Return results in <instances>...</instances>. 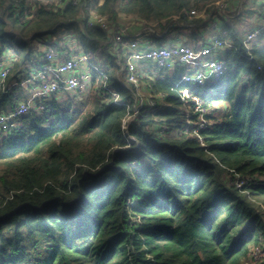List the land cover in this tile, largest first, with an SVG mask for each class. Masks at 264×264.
Wrapping results in <instances>:
<instances>
[{
  "label": "trees",
  "instance_id": "trees-1",
  "mask_svg": "<svg viewBox=\"0 0 264 264\" xmlns=\"http://www.w3.org/2000/svg\"><path fill=\"white\" fill-rule=\"evenodd\" d=\"M28 1L0 0V56L19 57L0 92L1 112L29 100L22 67L37 53L32 43L58 27L74 28L58 34L60 42L76 34L85 50L110 36L88 25L91 13L110 30L125 17L159 32L196 30L205 17L190 12L207 14L221 2ZM225 27L232 44L225 76L195 87L180 83L181 68L155 69L142 82L169 108L140 109L126 132L132 92L116 79L119 67L103 44L106 85L121 103L104 97L94 77L88 99L53 94L43 111H29L19 129L0 135V264H243L264 236V34L246 49L239 26ZM189 39L196 42L194 31ZM185 89L204 109H190V120L204 124L187 133ZM236 176L247 183L236 187Z\"/></svg>",
  "mask_w": 264,
  "mask_h": 264
},
{
  "label": "built area",
  "instance_id": "built-area-1",
  "mask_svg": "<svg viewBox=\"0 0 264 264\" xmlns=\"http://www.w3.org/2000/svg\"><path fill=\"white\" fill-rule=\"evenodd\" d=\"M76 5L80 0H66ZM238 15L243 11V6H239ZM191 17L203 16L209 36L203 41H198L195 46L188 45L180 41H169L164 45H158L155 38L161 35L157 34L141 20L138 22L140 30L134 33L130 25H118L111 30L104 17L95 13L87 18L89 26L109 31L105 44H109L112 56L116 59L119 71L116 73V79L124 81L128 90L132 92L133 102L126 106L128 113L122 119L121 130L126 132L129 125L135 121L140 109L146 112L155 113L167 110L169 106L165 102V95L154 93L150 83L144 84L143 79L148 77L149 69H183L180 83L191 84L195 87L207 86L215 83L224 77L227 68L225 64L226 53L232 48L228 40V31L226 25L230 19L229 1L221 0L213 11L207 14L191 11ZM81 15L79 21L84 20ZM251 27L243 32L242 42L246 49L257 41L264 34V17H258L256 23H251ZM169 33V29L162 31ZM152 34L153 37H147ZM57 51L54 48H46L40 56V62L34 67L32 77L21 79L20 85L31 87L32 95L25 103L19 104L12 111L6 113L0 111V135L10 134L19 129V118L29 111L40 112L45 109L42 101L47 100L53 94H68L70 96L88 99L92 90L90 82L93 77L103 80V86L106 93L103 96H111L113 102L121 103L120 94L110 90L107 87L108 72L105 67L95 63L91 55L84 52L77 53L69 51L66 47ZM11 73V66L4 56H0V92L6 90V80ZM121 75L123 77L121 78ZM152 79L151 77H149ZM17 85V84H16ZM146 90V91H145ZM142 92L146 93L145 95ZM183 101V112L186 115V124L181 131L187 133V130L193 127H202L204 122L190 120V109L195 112H204L201 101L196 98L189 89L181 92ZM193 103V104H192ZM190 104L193 106L190 107ZM131 111V112H130ZM160 134L165 127H161ZM259 182L260 179H248ZM236 187H241L247 183V179L236 176L232 181ZM264 256V236L258 247H252L248 253L249 261H256Z\"/></svg>",
  "mask_w": 264,
  "mask_h": 264
},
{
  "label": "crops",
  "instance_id": "crops-1",
  "mask_svg": "<svg viewBox=\"0 0 264 264\" xmlns=\"http://www.w3.org/2000/svg\"><path fill=\"white\" fill-rule=\"evenodd\" d=\"M228 1H229V14H230V19L228 20V23L230 24V22H231L233 24L234 22H237V26H239V29H241V30H242L243 24H241L242 21H239V20L243 15L253 14L252 18H249V20H248L249 22L245 23L248 27L252 26L251 23H256L258 20V17L259 18L264 17V0H235V1L228 0ZM240 5L243 6V11H242L241 15L239 16L237 10H239ZM138 22H140L138 19L125 17L121 20L120 25L121 26L130 25L132 28V31L134 33H136L137 31L140 30ZM248 24H250V25H248ZM193 31L196 33V42L190 43L189 34L193 33ZM156 32H158L157 34L161 35L159 38H155V41H157V44L160 46L164 45L166 42H168V40L169 41H180V42H184L188 45L195 46L199 40L200 41L205 40L207 38V36H209V34H210V33H208V31H206V29L203 26L197 28L196 30H188V33H187L188 36L186 39H185V37L183 39L176 37L175 40H172L171 38H169V36H167L168 34L166 33V31L164 33L159 32V31H156ZM242 34L243 33H241V35ZM67 35H69V36L63 38L64 40H62L61 42L59 41V38L55 37V36H49V37L44 36V38L41 40H35V41L33 40L34 42L32 43V47H33L32 51L37 52V53H32L30 55V61L28 63H26L24 65V67H22L23 72H25L24 77H28V76L32 77L33 76L34 70H35L34 67L37 63L40 62V59H39L40 58V52H43V50L47 48L46 45L48 43L49 44L50 43H54V44L58 43L60 46L66 47L69 51H75L77 53L84 52L88 55H91V57L95 61V63H98L99 65L107 68L108 62H107L106 57L103 55V52H102L104 49L103 44H105V43H99V48L97 49V51L95 53H88L82 48L80 43H78L76 41L77 37L72 38L71 37L72 35H70V34H67ZM150 35L148 34L147 37H153L152 35L151 36ZM46 37H48L50 39H48ZM106 50H108V49L106 48ZM0 51H1V47H0ZM2 56H4L6 58V60L8 61V63L11 66V69L13 68L14 63H16L18 58H19L12 51H5L2 54ZM154 70L155 69H149L146 71L148 74V77L146 79H150L149 77L152 78V76H151L152 74H150V73L153 72ZM92 81H93V79H92ZM92 81L90 82V85L92 84ZM243 264H251V263L246 258L243 261Z\"/></svg>",
  "mask_w": 264,
  "mask_h": 264
},
{
  "label": "rangeland",
  "instance_id": "rangeland-1",
  "mask_svg": "<svg viewBox=\"0 0 264 264\" xmlns=\"http://www.w3.org/2000/svg\"><path fill=\"white\" fill-rule=\"evenodd\" d=\"M30 1H33V0H29L28 2ZM53 0H46L45 3L49 4L51 3ZM59 5V4H58ZM55 9H57V7L55 6ZM32 11V9H31ZM253 14H247V15H243L239 21H242L241 24L242 25V33L245 32L247 29H248V26L245 24V23H248L249 21V18H252ZM236 25H237V22H234ZM250 25V24H248ZM59 29H57V34L55 35L56 37H58L62 32H66V33H69V32H74V28H67V27H64V28H60L58 27ZM188 30L186 29H171L168 33L167 36H169V38H171L172 40H175L176 37H179L180 39H183L185 37V39L187 38L188 36ZM59 34V35H58ZM73 34V33H72ZM150 35V34H149ZM152 35V34H151ZM150 35V36H151ZM61 36V35H60ZM66 36V35H65ZM49 37V36H48ZM46 37V38H48ZM62 37L64 38L63 34H62ZM74 37H77L76 34L74 35ZM50 39V38H48ZM62 39V38H60ZM76 39V38H75ZM76 41L78 42V39H76ZM99 48V44H95V45H92V47H85V51L88 52V53H95L97 51V49ZM121 77H123V75H121ZM142 94H146L144 92H142ZM219 106V105H218ZM263 259H258L256 261H250L251 264H264V256H262Z\"/></svg>",
  "mask_w": 264,
  "mask_h": 264
}]
</instances>
